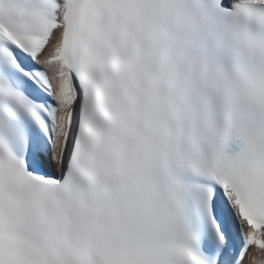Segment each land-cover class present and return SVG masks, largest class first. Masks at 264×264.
I'll list each match as a JSON object with an SVG mask.
<instances>
[{
    "label": "snow or ice",
    "instance_id": "obj_1",
    "mask_svg": "<svg viewBox=\"0 0 264 264\" xmlns=\"http://www.w3.org/2000/svg\"><path fill=\"white\" fill-rule=\"evenodd\" d=\"M0 264H264V0H0Z\"/></svg>",
    "mask_w": 264,
    "mask_h": 264
}]
</instances>
